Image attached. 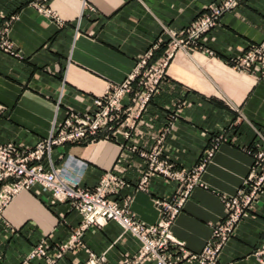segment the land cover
I'll return each instance as SVG.
<instances>
[{"label":"crops","instance_id":"crops-1","mask_svg":"<svg viewBox=\"0 0 264 264\" xmlns=\"http://www.w3.org/2000/svg\"><path fill=\"white\" fill-rule=\"evenodd\" d=\"M33 1L0 0V29L6 25L0 42L10 46V52L0 49V146L31 149L68 115L92 113L94 99L122 82L143 54L150 51L155 62L170 35L221 2L50 0L38 11ZM262 42L264 0H242L195 44L176 51L127 140L120 126L110 141L65 144L51 151L52 165L66 157L84 164L82 188L95 187L106 174L119 178L125 187L109 199L149 226L158 220L153 201H168L182 185L152 173L145 191L138 190L147 170L139 154L157 148L171 173H190L205 160L198 186L170 226L167 249L175 264H197L188 257L200 252L222 220V201L247 177L256 133L264 131V61L245 71L231 66ZM81 224L67 202L54 201L41 187L21 191L2 212L0 264H129L138 255L140 242L109 221L86 228L54 259ZM40 244L44 256L25 261ZM216 264H264V183Z\"/></svg>","mask_w":264,"mask_h":264},{"label":"built area","instance_id":"built-area-1","mask_svg":"<svg viewBox=\"0 0 264 264\" xmlns=\"http://www.w3.org/2000/svg\"><path fill=\"white\" fill-rule=\"evenodd\" d=\"M47 1L50 0H34L31 6L41 11ZM241 1L221 0L219 4L207 6L206 12L185 30L177 35H170L169 46L155 62L150 63V51L143 54L122 82L107 85L101 96L94 99L92 113L80 116L68 115L59 127L52 130L44 140L31 149L18 148L12 144L1 145L0 222L3 210L12 199L21 191L37 185L48 191L54 201L67 202L82 218V224L73 232L69 245L61 246L54 259H58L68 246L75 243L86 228H99L112 221L123 233L131 234L140 242L139 253L129 264H135L144 258L153 261L154 264H175L167 255L168 246L173 243L169 233L170 226L191 190L198 186L197 175L203 169L205 160L190 173H171L170 166L159 160L157 148L153 147L148 152L139 154V157L146 161L147 170L137 186L138 190L145 191L147 177L152 173L182 185L181 191L168 201H153L158 212V220L154 225L146 226L134 220L125 205L118 206L115 201L109 199L125 187L122 180L106 174L95 187L82 188L79 186V179L85 165L66 157L61 166L54 167L50 153L54 148L65 144L110 141L115 130L120 126L124 127L122 137L127 140L150 98L157 94L159 83L164 78L165 70L176 51L195 44L202 35L217 26L223 14L234 9ZM5 30L6 25L0 29V35ZM0 49L10 52V46L6 42H0ZM262 61H264V42L248 49L232 61L231 66L236 70L245 71ZM123 100L127 101L126 105L122 104ZM163 131L165 132L166 129ZM256 138L257 144L251 156L247 177L234 195L222 201L224 215L212 229L209 240L199 253L188 257L197 264L217 263L221 247L250 208L264 183V131L257 132ZM213 149L214 147L206 154V160L211 157ZM42 247L41 244L36 246L25 261L44 256ZM260 255L261 252L255 254V256Z\"/></svg>","mask_w":264,"mask_h":264}]
</instances>
